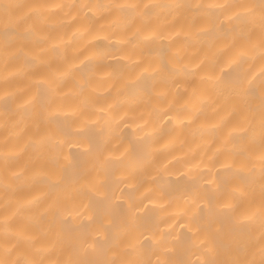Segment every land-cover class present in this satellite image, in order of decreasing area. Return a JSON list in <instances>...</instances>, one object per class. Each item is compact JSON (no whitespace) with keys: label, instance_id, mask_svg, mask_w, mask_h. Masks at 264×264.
Masks as SVG:
<instances>
[{"label":"bare ground","instance_id":"1","mask_svg":"<svg viewBox=\"0 0 264 264\" xmlns=\"http://www.w3.org/2000/svg\"><path fill=\"white\" fill-rule=\"evenodd\" d=\"M0 264H264V0H0Z\"/></svg>","mask_w":264,"mask_h":264}]
</instances>
